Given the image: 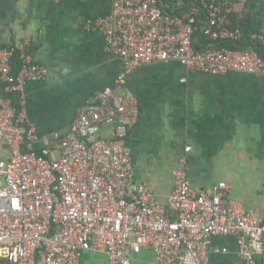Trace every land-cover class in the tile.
Segmentation results:
<instances>
[{
    "label": "built area",
    "instance_id": "built-area-1",
    "mask_svg": "<svg viewBox=\"0 0 264 264\" xmlns=\"http://www.w3.org/2000/svg\"><path fill=\"white\" fill-rule=\"evenodd\" d=\"M110 1L109 14L87 19L83 27L100 31L125 69L78 112L68 133L39 149L24 90L45 79L48 69L28 44L0 46V142L9 149L0 159V248H8L11 264H80L88 250L106 254L110 264H132L142 248L153 250L157 264H208L212 238L221 235L237 238L244 264H259L261 213L229 198L225 181L194 187L187 154L165 204L147 182L135 181L127 136L139 106L125 78L142 65L171 61L189 72L264 75V58L253 47L222 44L244 38L232 26L226 2L193 0L191 8L170 13L162 0ZM252 39L264 42V34ZM108 126L111 137L101 133Z\"/></svg>",
    "mask_w": 264,
    "mask_h": 264
},
{
    "label": "crops",
    "instance_id": "crops-1",
    "mask_svg": "<svg viewBox=\"0 0 264 264\" xmlns=\"http://www.w3.org/2000/svg\"><path fill=\"white\" fill-rule=\"evenodd\" d=\"M110 11V0H0V46L28 44L35 61L48 69L45 79L24 90L27 116L37 128L35 148L68 133L78 112L124 71L103 34L83 27L85 20ZM125 87L139 106L138 122L127 136L136 182H147L165 204L187 154L194 187L209 189L225 181L229 198L264 218V75L189 72L171 61L135 68ZM101 133L111 137L112 129ZM8 155L0 142V159ZM262 241L259 264H264ZM8 252L0 248V264H11ZM80 264L110 262L106 254L88 250ZM132 264H157L153 250L142 248ZM208 264H244L237 238L214 236Z\"/></svg>",
    "mask_w": 264,
    "mask_h": 264
},
{
    "label": "trees",
    "instance_id": "trees-1",
    "mask_svg": "<svg viewBox=\"0 0 264 264\" xmlns=\"http://www.w3.org/2000/svg\"><path fill=\"white\" fill-rule=\"evenodd\" d=\"M193 0H162L165 10L170 13H179L184 8L193 5ZM227 3L229 7V16L232 20V26L239 28L244 33L243 40L236 44L233 42H222L223 45L237 47H253L264 58V42L258 39H252L253 33L264 34V0H219ZM199 34V32H198ZM199 39L206 43L203 35ZM201 45V44H200Z\"/></svg>",
    "mask_w": 264,
    "mask_h": 264
}]
</instances>
